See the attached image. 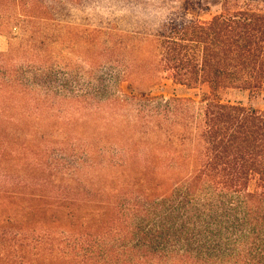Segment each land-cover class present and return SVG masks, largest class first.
<instances>
[{
    "label": "trees",
    "instance_id": "1",
    "mask_svg": "<svg viewBox=\"0 0 264 264\" xmlns=\"http://www.w3.org/2000/svg\"><path fill=\"white\" fill-rule=\"evenodd\" d=\"M203 1L0 0V264H264V7Z\"/></svg>",
    "mask_w": 264,
    "mask_h": 264
},
{
    "label": "rangeland",
    "instance_id": "2",
    "mask_svg": "<svg viewBox=\"0 0 264 264\" xmlns=\"http://www.w3.org/2000/svg\"><path fill=\"white\" fill-rule=\"evenodd\" d=\"M252 4L264 7V0H251ZM220 0H204L202 8L199 11L203 18L213 16L220 12ZM209 9H205L207 7ZM18 37V30H2L0 32V52H6L10 42ZM132 92L135 94L144 93L150 97H163L166 100L170 98H192L198 100L199 90L187 89L176 85L167 75L163 74L153 79L152 83H146L140 88H135ZM224 101L231 103H241L245 106L257 110H264V91L247 90H227L222 93Z\"/></svg>",
    "mask_w": 264,
    "mask_h": 264
}]
</instances>
